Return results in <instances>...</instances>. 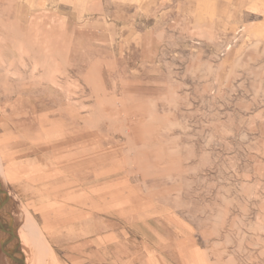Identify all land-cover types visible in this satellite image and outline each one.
<instances>
[{
  "label": "rangeland",
  "instance_id": "374dc122",
  "mask_svg": "<svg viewBox=\"0 0 264 264\" xmlns=\"http://www.w3.org/2000/svg\"><path fill=\"white\" fill-rule=\"evenodd\" d=\"M212 1L171 0L162 34L153 3L130 17L140 28L129 42L131 85L139 79L145 90L131 92L128 127L112 131L107 149L127 158L129 190L111 205L127 206L120 213L132 222L170 224L177 251L192 246L191 264H264V17H245L239 0ZM5 173L0 160L6 189ZM28 207L11 206L24 258L83 264L60 245L72 236L46 230Z\"/></svg>",
  "mask_w": 264,
  "mask_h": 264
},
{
  "label": "crops",
  "instance_id": "0c3cea01",
  "mask_svg": "<svg viewBox=\"0 0 264 264\" xmlns=\"http://www.w3.org/2000/svg\"><path fill=\"white\" fill-rule=\"evenodd\" d=\"M170 1L0 0L4 189L13 204L38 212L46 230L71 235L60 245L80 263L191 264L192 246L177 251L170 224L143 217L132 222L130 213H120L127 206L111 205L129 190L127 158L107 149L112 131L128 127L131 92L145 90L139 79L131 85L129 42L140 28H130V17L153 3L162 34V10ZM239 2L245 17H264V0ZM115 7L127 9L120 14ZM141 50L139 64L146 60ZM114 116L121 124L109 121ZM0 218V264H12L13 245L3 243L8 216Z\"/></svg>",
  "mask_w": 264,
  "mask_h": 264
},
{
  "label": "water",
  "instance_id": "95a60500",
  "mask_svg": "<svg viewBox=\"0 0 264 264\" xmlns=\"http://www.w3.org/2000/svg\"><path fill=\"white\" fill-rule=\"evenodd\" d=\"M12 203L13 202L11 196L0 183V216L2 213H5L8 216V223L2 224L4 234L7 237V241H4L3 243L4 245L5 243L13 245L11 254L9 255L12 264H25L23 260V248L21 246V242H19L18 240L19 238L15 227V222L12 218Z\"/></svg>",
  "mask_w": 264,
  "mask_h": 264
},
{
  "label": "bare ground",
  "instance_id": "6f19581e",
  "mask_svg": "<svg viewBox=\"0 0 264 264\" xmlns=\"http://www.w3.org/2000/svg\"><path fill=\"white\" fill-rule=\"evenodd\" d=\"M13 215H14V214H13V212H12V218H13V220H14ZM29 223H30V221L27 220L25 224H28L27 226L30 227V226H29ZM241 237H242V236H241ZM20 239H21V238H20ZM18 240H19V239H18ZM19 242H21V241L19 240ZM29 242H30V241H29V238H27L26 241H25V244H27V243H29ZM25 244H24V245H25ZM39 244H40V246H41V242H40ZM21 246H22V244H21ZM42 246H43V245H42ZM23 248H24V247H23ZM35 248H36V249H39V245H38V240H35V239H34V249H35ZM25 249H26V247H25ZM39 250H40V252H41V247H40ZM26 253H27V252H26ZM30 254H31V253H30ZM38 258H40V257L37 256V254L33 253V261L31 260L30 257H25L23 260L26 261V262H29V263H30V261H31V264H37V262H38V261H37ZM7 260H8V259H7ZM40 260H42V259L40 258ZM10 262H11V260H10Z\"/></svg>",
  "mask_w": 264,
  "mask_h": 264
}]
</instances>
